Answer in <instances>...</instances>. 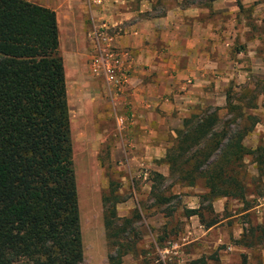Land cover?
Segmentation results:
<instances>
[{"label": "crops", "instance_id": "obj_1", "mask_svg": "<svg viewBox=\"0 0 264 264\" xmlns=\"http://www.w3.org/2000/svg\"><path fill=\"white\" fill-rule=\"evenodd\" d=\"M25 1L54 12L68 113L75 122L93 124V138L110 139V153L125 159L119 168L144 166L168 178L160 159L183 118L209 106L216 113L226 109V91L264 86V0H104L89 8L84 0ZM91 20L111 27L117 47L129 56V79L120 94L88 72ZM127 115L131 121L119 125ZM251 121L250 132L259 120ZM108 124L113 128L107 130ZM257 127L264 132V124ZM250 132L242 144L259 151L264 145H244L250 134L260 135ZM245 198L243 209L240 200H211L210 223L202 224L199 211L184 216L182 243L170 249L183 251L187 264L200 258L204 264H264V196ZM231 200L237 209L223 216ZM188 205L186 210H196L199 203Z\"/></svg>", "mask_w": 264, "mask_h": 264}, {"label": "trees", "instance_id": "obj_2", "mask_svg": "<svg viewBox=\"0 0 264 264\" xmlns=\"http://www.w3.org/2000/svg\"><path fill=\"white\" fill-rule=\"evenodd\" d=\"M225 108L238 110L228 103ZM216 110L183 118L161 162L175 183L192 187L201 181L203 199L245 201L242 158L252 155L262 174L264 148L246 149L242 142L252 124L238 125L241 115L219 121ZM72 148L55 14L25 0H0V264L82 262ZM152 178L153 195L164 178ZM117 203L111 192L101 200L106 237L114 229ZM190 215L198 209L184 210ZM125 246L114 249L108 264L121 263L130 251Z\"/></svg>", "mask_w": 264, "mask_h": 264}, {"label": "rangeland", "instance_id": "obj_3", "mask_svg": "<svg viewBox=\"0 0 264 264\" xmlns=\"http://www.w3.org/2000/svg\"><path fill=\"white\" fill-rule=\"evenodd\" d=\"M253 84V90L237 88L225 92V99L230 101L228 104L238 110L230 112L220 109L217 114L223 121L239 115H248L246 119L237 117V124L250 126L251 119L260 122L264 118V86L260 82ZM209 107L215 108V106ZM69 119L70 122L73 121L70 124L73 140L72 165L83 251V260L80 264H108V256L114 257V249L119 245L130 247L129 253L121 258L120 264H187L183 251L176 249L177 253L174 254L170 249L174 243L181 242L184 210L194 201L199 203L198 211L202 224L210 223L215 219L213 218L215 215L210 211L211 208L209 209L211 200L202 198L205 192L203 193L200 181L196 180L194 186L186 187L166 178L161 184L155 185L152 195L150 190L154 185L152 176L155 171H150L144 166L134 170L124 166L119 168L118 161L122 162L125 159L110 153V139L93 138L91 136L94 130L93 124L75 122L72 110ZM259 122L250 132L254 135L260 134L259 137L254 138L249 133L250 135L245 139L244 145L249 148L264 145V132L262 133L257 127L264 123ZM111 128L113 127L108 124L106 129ZM179 128L180 123L175 130ZM96 130L103 128L98 127ZM172 142L173 140L171 145ZM253 159V156H245L241 162L247 193H251L254 197L264 196V171L260 174L256 170ZM144 172L145 176L142 175ZM110 192L117 197L119 203L114 206L116 215L114 229L109 232L111 236L106 237L102 223L101 200ZM158 197H162L164 202L158 203ZM246 201H242V209L248 206L249 203ZM225 205L223 216L232 215L237 209L233 200L226 201ZM249 221H252V218ZM113 233H116V236H113Z\"/></svg>", "mask_w": 264, "mask_h": 264}, {"label": "built area", "instance_id": "obj_4", "mask_svg": "<svg viewBox=\"0 0 264 264\" xmlns=\"http://www.w3.org/2000/svg\"><path fill=\"white\" fill-rule=\"evenodd\" d=\"M86 6L101 7L104 0H84ZM91 31L88 40L91 53L87 61V69L91 77L103 82L108 91L120 94L129 79V56L116 45L114 36L105 22L91 20ZM131 116L127 115L118 124H128Z\"/></svg>", "mask_w": 264, "mask_h": 264}]
</instances>
